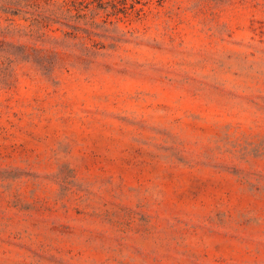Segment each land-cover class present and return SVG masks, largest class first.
Segmentation results:
<instances>
[{"label": "rangeland", "instance_id": "374dc122", "mask_svg": "<svg viewBox=\"0 0 264 264\" xmlns=\"http://www.w3.org/2000/svg\"><path fill=\"white\" fill-rule=\"evenodd\" d=\"M0 264H264V0H0Z\"/></svg>", "mask_w": 264, "mask_h": 264}]
</instances>
